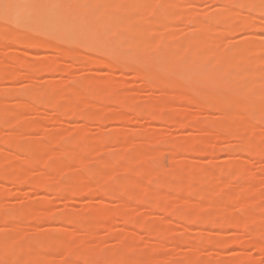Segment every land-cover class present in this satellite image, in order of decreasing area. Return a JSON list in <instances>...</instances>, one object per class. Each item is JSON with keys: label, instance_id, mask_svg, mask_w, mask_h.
Returning a JSON list of instances; mask_svg holds the SVG:
<instances>
[{"label": "rangeland", "instance_id": "374dc122", "mask_svg": "<svg viewBox=\"0 0 264 264\" xmlns=\"http://www.w3.org/2000/svg\"><path fill=\"white\" fill-rule=\"evenodd\" d=\"M40 1L42 0H37V2ZM77 1L86 4L87 7L86 9L84 8L85 4L83 7L84 9L81 7L83 12L84 11L86 12L87 10L89 12H95L101 9L102 6L108 4V2H103L100 6H96L95 4H99L96 3L98 2V0H77ZM235 1L236 2L241 1L239 6L244 7L245 9L246 7L243 6L242 4L249 0L246 1L235 0ZM242 1L245 2L242 3ZM130 2L131 0H126V2L124 1V3H122V6L127 7L130 4ZM167 2L170 5L172 4L174 5V3L177 4L173 0H167ZM220 2L221 1L217 2L214 0H179L178 5L180 7L177 5L178 8L177 6H176L177 9H175L174 7L173 11H172L173 8L169 5L172 9L170 12L166 11L167 13L165 12L161 13V11H159L157 14H155V12H157L155 11L154 14L153 12L151 13L148 12L149 13L148 14L146 11L142 13L139 12L138 10V12L132 11V13L130 12V14L126 13V15H123L124 17L122 19H124V21L126 20V23H132L134 21L155 22L159 19V21L157 22L158 26H160V28H158L159 31L158 37L162 36V34H164L163 32L166 29H169L168 28L169 25H167L166 21L168 22V24H170L171 21V23H173L177 27L179 26L178 29L175 27L178 31L176 30V32H173V34H175L174 36L172 35L173 38L170 37L168 38L169 40L167 39L168 44H170V49H172L171 46H173L174 50L172 49L171 51H173L174 56L173 53L171 52V56L168 55V57L170 56V58L166 59L165 63L163 64L167 63L166 64L167 66L165 68H168L169 65L170 68L171 63L173 64L177 59H179V57L182 54H184L181 50L183 46L182 43L184 41L187 42L188 40H190L192 36L201 33L199 31L198 33L196 31L197 29L195 30L196 32L193 31L196 27L195 28L193 27V30L191 29L192 22L195 23L194 21H196V19L201 20L202 17L204 16V18L201 20V22L204 25V28L218 27V25L215 24L214 22L217 14L221 13L224 8L225 11H228L229 9L232 8L234 9L233 7L234 3H230L231 7L228 5L229 8L228 10H226V6L224 7L222 2H221L222 4L221 6ZM253 2L255 8L252 7L253 8L252 9L250 7L247 8L246 10L243 9V11L242 8H239L240 11L237 10V12H239V16L240 15L242 16V17L240 16L241 21H243V19L252 20V21L256 19L257 23H259V26H261V23L263 24V22L260 23V21L262 20L264 21V14L260 15L261 12L259 13L258 11H259V7L261 6L259 4L262 1L253 0L252 3ZM124 4L127 5L125 6ZM141 4L146 5L145 3H143V0ZM141 4L139 6H141ZM73 7H74L73 5L66 2L65 4L62 5L61 8L62 11L65 12L71 9H75V7L74 8ZM123 7H121V9H123ZM220 7L222 10L220 9ZM190 8H193L194 11L193 9L190 10ZM140 10L142 11V9ZM197 12H204L205 15L204 13H201L203 16L200 14L201 17L199 15H197L198 16L197 17L196 14H199ZM166 15L168 16V19L165 21ZM84 16L87 17V12ZM187 17H191V18H187ZM193 17L195 20L193 19ZM181 18H185V19L187 18L188 21L186 20L184 22V20ZM162 20H164L165 22H162ZM245 20L243 22H246ZM118 21L121 22L120 18H118ZM247 23L249 22L247 21ZM189 24L191 26H189ZM248 25H246V27ZM193 26H195V24ZM3 27L6 26L0 24V34L1 33L4 34V32H6V30L3 29ZM89 27H92V25L84 26L85 29L87 28L90 29ZM170 27H173V25H171ZM84 28H82L81 30H84ZM161 29L164 31H162ZM174 29L173 31H175ZM252 29L253 28H251V30L248 29V31H246L245 29L244 30L235 29L233 32L229 31L230 33L228 34L226 32L222 36L218 37L220 39H217V44L215 42V44L210 45V47L208 46L202 47L203 50L199 48L202 54L203 52L204 54L201 55L200 52L199 53L197 52L198 55L197 57H195V58L198 57L201 58L203 56L204 58L205 56H207L205 55V52L206 54L211 56L214 55V53L216 54V52H223V53L231 52V51L233 52L234 51L232 50L233 48L234 49H236V47L241 48L242 46L244 47V50L246 49L247 53H249V51L255 48L254 49L255 51L253 50L255 54L250 52L251 55H248L249 61L247 63L242 64L240 69L235 70V72L230 75L233 77H230V79L232 80L229 82V84L224 83L223 80V78L225 77L224 75L222 77L223 82L221 80L220 83L216 85L221 87V89L216 87L217 89L223 90L225 88L226 90L225 89L224 90L227 91V89L233 88L232 86H234L235 82H237L238 79L240 80L241 78L243 79L245 78V75L243 74L241 75L242 72L251 71V74H247V77L250 82L247 81L246 83L245 82L244 83L245 85L247 84L248 86L252 84L250 86L254 85L253 88L255 87L258 90L256 89V91L251 93L250 91L253 88L251 87L252 89H250L249 91L248 88L250 86L247 88L246 87L242 88L243 86H245L243 85L240 87L241 89L240 91H242L243 93L239 91L241 94L244 93H246V95L248 94L246 96L247 98H249V95L251 94L250 95L251 97L249 99H254V97L260 96L259 93H261V91H263L262 88H264V87L261 88V86H264V77L258 76L261 74V73L259 74V72L264 71V64L262 63L261 59H258L260 57L264 58V31L260 29L261 31L258 30L254 32V30ZM158 31L153 32L152 30L153 33L151 36H153L154 33H158ZM180 31L181 33H178ZM78 32L80 31H76V33ZM176 33H178L179 35H177ZM73 34H75V32H73ZM100 37L102 36L99 35L97 37V40H100L101 39ZM158 37L154 36L152 37V39L154 38L156 40ZM0 38H2L1 35ZM1 41L2 39H0V107L3 108V110L2 112H0V121H1L0 122V165L9 168L10 166L9 161L14 160V162L16 161L18 163H21L24 162L22 161L24 160V158L27 159V157L29 156V155L27 156L28 153L24 154L23 152L22 154L20 153L17 154L16 159L10 157L13 154L15 145L17 143L18 144L20 143L19 146L26 148L31 147L35 144L44 147L50 146L52 151H54L57 155H60L62 151H64L66 148L63 149L61 145L59 144L54 145V143H52V140L49 139V137L50 135L55 134L58 137L61 136L62 138L67 139L68 141L67 150H75V149L78 150L83 147L82 146L83 143L80 144V146L82 147L78 145L75 146L76 145L75 139H79L80 143L81 141H85V142L88 141L91 144H97L96 147L99 145L104 155L106 156L108 155V157L110 156L109 160H111V162L115 164L113 167L116 169L115 172L116 175L118 177L119 176L121 177V179L119 177L120 180L128 181L134 178H138V180H141L140 175L138 176L130 175L128 172L126 173L123 170L124 166L126 169V167L130 166L129 164L132 163V156L129 155L128 152L146 151V149H152V150L159 149L160 151L159 154H161V156L160 157L158 156L159 159L158 161L156 160V163L162 164L160 166L161 169L163 168V170H161L162 172L157 174L156 177L155 178L153 177L154 179L152 178L151 180H153L152 182L154 185L153 187L155 188L156 197L158 198L165 197V199L167 197L169 198L168 200H170V202L166 201L167 202L166 210L156 208L154 206L155 204L153 205L151 203L152 204L151 206L150 204L145 203L147 201H144L143 203L142 200L138 198L136 199L132 198L133 200L132 199L130 200L131 202L129 203L130 205H128V208L122 209L121 201L117 200L118 198L115 199L114 198L115 195L112 196L118 189H121L122 187L121 183L120 184L117 183V185L115 184V187L110 188V189H114V188L116 189V190H111L112 197L109 194H103L97 191V189L94 186V188L90 187L92 189V191L90 189L91 193H89L88 191L89 194L81 195L80 197L76 198L75 201H72V203H70L68 200V196L66 197L68 193V191L65 190L66 188L63 190L64 192L66 191L67 193L62 192L63 191L62 189L59 191L52 190L51 192L40 191V190L36 191V189L32 188V185H27V186L23 185L17 188L14 184L13 187V185H11L8 181L7 183L9 184H5L6 186L2 184L4 188L0 192V214L15 213L14 211L17 212L20 209V207L22 208L27 205L30 206L32 204H35L38 205L37 209L39 211L40 209L41 211H46L45 214H48L50 219L49 220L46 219L45 222L40 223L41 221L44 220H40V218L36 216V218L26 220V222L24 220L22 221V223L19 224L12 219L2 223L0 219V236L5 240L7 244L16 245L17 243H19L20 239L15 238V235L12 234L13 232L2 233L1 229H3L4 227L3 225H8L10 227H19V229L26 236L25 237L23 235L26 238V239L24 238L26 240V243H28L32 247H35L38 253L40 254L46 253L52 256V259L50 258L51 259L50 264H96L95 263L96 260L104 259V258L106 259L107 258L106 256L108 255L110 256V254L115 250H117L118 252L119 249L128 250V251L132 250V252L135 253V259L136 257L137 259H140L138 262H136V264H172L173 261L175 262L173 264H177L180 261L181 264H185L186 262L189 264L190 260L192 262L197 260V262L199 261V264H264V236H261L260 238L257 237L258 244L255 241L254 243L256 247L254 245L253 247L251 245V242L253 241H251L250 239L253 240V237L255 236H253V234H249V236L246 235V233L248 232L251 233V231L256 234L264 235V171H263L264 158L259 157L258 154H256L257 150H261V149L264 150V126H263L264 122L263 123L261 122L260 124L258 123L257 119H254V117H249L250 120L248 118V121L254 123L257 122L256 124L258 125L257 126L258 129L257 130L254 129L255 131L253 132L254 133L253 136L258 135L255 133L262 132L261 135L262 137H260L262 139H258V137H256L257 139L256 138L254 139L247 138L248 140L245 139L247 140V142L244 141V143H246V146L244 144L246 149L247 146H249L248 148L249 151L253 150L250 153L247 151V154L245 155L246 153L245 150V153L240 154V152L242 151L244 152V150H242L243 149L242 147H244L242 144L243 139H240V141L242 140L241 141L242 146H240L239 139L237 141V139L233 138L234 139L233 140L231 137L228 136H227L228 138H226L224 137L226 136L225 134L224 136H222L225 139L223 138L219 139L221 138L220 137L221 135L217 137L219 135V132H217L218 135L215 132L217 136L213 134L214 136L211 135L212 137L211 139L209 138V140L208 139L206 140L207 142L206 141L204 142L206 143L205 145L208 146L207 151L209 152L200 154L198 155V157L194 156L191 159V157L189 156V151H190L189 149H191V146H193L192 144H196L197 142L200 141L199 136L201 135V132L200 131L198 132V129H193L194 127L191 128L193 126V125L190 126L192 123H189L190 124L189 127L188 126L179 127V126H175V124H169V122L167 123L166 121H163L164 119L158 121L160 118L156 120L157 118H155L151 114H149L148 116L147 112L149 110L145 111L146 113L144 112V109L140 110L141 108H143L141 107L143 104H144L143 106H146L145 103H147V101H148L147 104L151 105V103L153 104L154 101L156 100L159 101L160 99H162V97H164V94L160 92L159 88H158L159 90H157V88L155 87L153 88L152 86H150V84L148 86V83L147 82L145 83L141 78H136V73L132 71L123 72L124 70L122 71V69L120 70V68L113 69L114 67L112 68L113 69L112 70L109 69L110 66L108 68L99 67L101 68L99 70V68L97 67L99 65H96V63H98V61L101 60L102 58L105 59L108 58L107 56L108 53H105L102 49L95 47L96 44L94 42L96 41L94 40L91 41V43L94 44L93 47H95V49L90 47L89 48L78 47L79 49L76 50L79 56L80 55L83 56L82 57L84 58L83 62L82 61L79 62L80 61L79 59L78 60L74 59L75 57L73 59L72 57L70 58L67 56L59 57L57 52L52 49H43L44 50L43 51L42 48L41 50L37 48V50H33V48L29 47L28 45L21 46L17 44V42L15 41L13 42L7 41L4 43H2ZM167 46L166 47L161 46L162 48L160 50L161 51L160 53L168 52V54H170L169 52L170 49H168L169 47ZM133 47L134 46L123 48L122 49L123 52L120 51V54L117 55L118 60L115 59V61L117 62H115L114 65L115 66L117 65L116 67L120 65L117 63H121L123 60L126 59V57H128L127 55L124 54L125 52L126 54L128 52L131 54L132 52L131 55H135L133 54V52L137 53L138 49H140L138 47H134L135 48L134 49ZM129 48L130 51H128ZM204 49L206 51H204ZM99 50H102L101 51L102 54L101 52L99 53ZM15 51H20V52H15ZM28 54L30 55L33 54L34 58L28 57ZM185 54L183 56L187 58L186 55H188V52L186 55ZM177 56L178 58H176ZM211 56L207 58L208 59L210 58L211 60ZM191 57L194 58V55H192ZM200 58L197 59L198 61L196 60L197 62H190V65L194 64V66H191V69L192 67L195 68L197 67V65L200 66L201 64H203V60L206 58H204L203 60H201ZM169 59L170 61L168 63L167 61ZM27 61L33 62V64H35L34 68L37 66V68H35L36 70L34 69L30 73H28V71H26L25 67L23 66L24 63H26ZM36 62L37 63L39 62L38 64L40 65V67L39 65H37ZM258 70L259 72L257 74L256 71ZM186 71L187 73L190 72V70H186ZM254 71L257 75H255V73L254 75L252 74ZM97 72L100 74H98ZM248 75L251 76L249 77ZM262 76H264V73L262 74ZM228 77L227 76L225 77L226 78L225 82L228 81L229 79ZM233 78H235V81H233ZM88 80L95 82L99 88H101L102 86H106L104 85L106 82H108L107 84H109L110 81L108 80H111L110 84H114L115 82H118V84L116 83L115 85H119L122 88L120 89V87L117 86V90H116L115 86L113 87V90L117 91L118 93V98L116 97V95L113 98L116 97L119 100L120 97L122 98L121 95L124 94L123 98L128 99V100L125 99V101H129L131 99L133 102H135L134 107L133 105L130 104V106L133 107V109L130 106L129 108L128 106H126L129 105L127 104V102L125 108L123 107L124 105L122 106V104L124 103L123 98H122L123 100L121 99L119 101L120 103L118 104L116 98H115L116 100L114 99L115 102L113 103L114 100L112 97H111L112 98L111 101L108 99L109 102H107L105 97L102 94H100L101 92L99 93L100 90L97 89L98 87L96 88L94 87L95 89L93 88V86L96 84H94L91 87L92 90L88 89L90 88V86L88 87L86 84ZM244 80H246V78ZM254 80H256L257 82H255ZM81 82L83 84L85 83L84 85H86L87 90H83L82 92L80 91L81 94H77V97L74 99V104H73L75 106L73 107L77 108L76 110L77 112L82 110L84 111V109H86V111L87 109H89V111L92 110L95 113L94 117H91V115H89L90 117L81 118L82 116L80 117V115H77V113H74V115L67 114L69 113L68 110L66 115L58 110H55V108L53 109L48 104H44L45 102L43 103V101H42L43 104L41 103L39 105L38 103L40 102L39 100L40 96L37 95V98L39 97V99H37L35 98L36 96H33L34 94H32L33 92L39 90L41 91L42 88L44 89L48 86H52L56 89H58L61 86L65 88L64 91L67 89L65 91V94L63 91V96L61 95L62 97L59 99L61 101V104L71 105L70 102L69 103L67 102V100L71 99L72 96L70 89L73 86H74L73 88L75 89V87L77 86L76 84L77 83L81 84ZM202 82L200 83L201 87L203 85L206 86L208 83V81L206 80H202ZM122 83L123 85H121ZM68 89L70 90L69 92H67ZM10 90L13 91L10 92ZM6 91H8L9 93ZM118 91L119 92L121 91V93L122 92L123 93L122 94L120 93L119 95ZM128 91L130 93H128ZM30 92H32L31 95L29 96V97L32 96L31 98L27 96L29 95ZM243 96H245V94L240 95V97ZM33 97L35 100H33ZM24 98H29L33 100V102L29 104L30 106L21 107L20 102H22ZM36 99L38 100V103L36 102ZM158 101L156 102L158 103ZM182 102L184 103L186 101L182 100ZM182 102L179 104L180 105L179 107L183 108L184 106H182L183 105ZM157 105L153 110H157V109L159 110L158 108L159 106ZM263 105L264 104L262 105L260 104V106L256 105L258 107L257 109L259 110V112L260 113L263 112L262 115H264ZM119 106L121 110H119ZM137 107H139V109ZM129 109L132 110L129 111ZM138 110L143 111L144 113L142 112L140 113ZM181 110H182L181 112L184 111V109ZM202 110L203 111L193 110V112L190 110V112L187 111L186 112L188 114L190 113V115L193 118L198 119V121L199 118L201 120H204L205 118V119H214L216 121H218L217 118L218 119L220 118L218 112L215 111L211 112V110L210 111L208 110L209 111L208 112V111H204L205 109ZM154 113H156V111H154ZM154 113L153 115H155ZM81 114H84V112ZM117 115L122 119H124L123 120L124 122H120V120L119 123L111 121L114 120L112 119V117L115 118L114 116L117 117ZM210 116L212 118H210ZM214 120L213 122H215ZM63 123H65V127H64V129L66 128L65 130H61ZM255 126L256 125L254 124V127ZM10 129H13L14 132L12 130L10 131ZM155 129L156 131H154ZM9 132L11 133L13 132L12 134L13 140L11 142H6L5 140L8 137ZM247 133L249 136H252L251 133L249 132ZM80 138L84 140H81ZM99 139L106 141L100 144L101 140L99 141L100 143H98ZM77 143L79 144L78 140ZM85 144H87V142ZM171 144L172 146L170 147ZM189 146L190 148H188L189 151L187 152V147ZM240 147L242 151H239ZM130 154L133 155V153ZM239 158L241 159V162H239L240 161ZM92 159H90V162L89 161L88 163L86 162V164L83 167H81V169L78 167L74 168L73 165H71L72 168L70 170L67 171L56 170V172L54 171L55 173L51 172V174L53 173V175H51V178L53 176L57 182H60L62 184L66 183L67 181L73 178L82 179L83 181L87 179H88L87 181H89L90 179L91 182H89L86 185L90 184L91 186H93L96 184L95 180L97 179L98 173L102 171V169L106 166V161L102 160L103 158L100 159V157H99L100 160H96L98 158L96 159L94 158L96 161L94 160L92 161ZM56 160L57 159L54 160L50 159V161H47L46 163L47 166L50 167L55 166L56 164H58V160L57 161ZM56 167L59 169L58 165H56ZM22 168L23 171L26 173V176H32L35 175L36 173L38 174V172L40 171L38 169L39 165H34V166L22 165ZM179 168L182 170H180ZM189 168H191L192 171L194 169L199 170V168H206L208 170V174H206L205 176L204 175L201 176L200 174H198L196 176V179L194 180V185H195L194 190H196L197 187L198 192L195 191V193H193L194 191H192V192H187L188 193L187 194L185 193V189L184 191H181V193L179 189L178 191L171 190L173 188L168 189V186H172L171 184L176 186L180 185L179 188H183L181 185H184L183 183L186 182L187 173H189L190 171ZM53 169L55 170L56 168L53 167ZM177 169H179L180 173L176 175L175 173L178 171ZM183 170H185V174L183 173L184 172ZM44 178L46 177L44 176ZM4 182L5 181H2L1 183ZM46 182H49V180H46ZM92 182L95 183L92 184ZM236 190L240 191L238 198H231L230 194L232 192H235ZM202 193L207 194L206 200L202 199L203 200L202 202H204L203 204L206 203L208 207L211 205L213 206L211 209V214H212L211 217H213L217 213H220L224 207V209L227 210L229 216L234 218V221L238 220L237 221L238 225H244L245 227L248 228L247 232L242 233L241 232L242 230L240 231L241 228L239 229L237 225H235V227L232 226L230 227L229 224L228 227L226 226L227 228L224 225L223 229L221 228L220 230H218L217 233V231L216 232L212 231L213 229L211 228L212 224L209 223L213 221L211 218H210L211 220L210 219L208 220L209 224L207 223V221L205 224L204 221L202 222L201 219L192 221L193 219L192 217L196 216L195 214L198 211H202L198 207L200 201L199 203L197 202L198 205L196 206L197 203L192 202V200L197 201V199H199L200 197L203 198V195H200ZM133 195L135 196L140 195V190L138 188H134ZM175 199L176 200L180 199V200H177V202H175ZM187 200H190L192 203L189 204ZM101 201H104L107 204H109L110 208L112 209L111 215L109 213V217L107 218V220L103 222L102 226L89 229L87 231V234L86 231L84 232V230L82 231L81 229H79L76 223L74 224L71 222L72 223L71 224L70 222H66L63 225H60L61 227H59V224H57V222H59L58 219L60 217V214L62 213L63 214L66 213V215L67 213L73 215L74 217H77L78 220L80 218L81 220L88 218L94 211H96L95 209L101 205ZM41 202H44V204L43 203L39 204ZM145 204L146 205L148 204L149 207L148 205L146 206ZM208 209L209 212L207 213L209 214L210 208ZM167 210L172 211L173 212L172 214H178L179 217H180V213H182L181 216L184 215V217H182V219H180L179 217L175 218L174 215H170V213H168L169 215L166 214L168 212ZM120 212L121 214L125 215L127 221L125 220L123 222L124 219L123 220L122 218L119 219V217H121L119 216ZM125 222H127L128 224H126ZM157 225H162L166 228L165 234L161 236V238L159 239L158 238L156 239L155 236H154L155 239L152 238L153 236L150 237L151 235L149 234L150 235L149 236L148 233L146 232L147 229L141 230L143 227L148 228ZM138 227H142V228L139 230ZM78 230H81L82 232L81 231L79 232ZM49 231L53 232L52 233L53 236H51V239L52 238L55 239L56 237L60 238L62 236L65 237L75 233L77 234L80 233V235L82 236V234L84 233L83 234L84 236H82L84 241L81 245L77 246L74 249H70L66 247L56 249V247H54L53 243L51 242L53 240H48L47 238L44 239L35 238L37 237V235L41 233L46 234ZM128 231L129 232L136 231V233L138 232L137 233L138 236L137 237L133 236V238L127 236L125 239H122L121 241L117 239L116 237L117 234L123 236V234H128ZM211 231L213 232V235H210ZM90 232H93V235L91 233L92 235L91 237H89ZM198 233L200 238L199 239L198 237L194 238V235L197 236ZM200 233L203 234H201L200 236ZM216 233L222 236L221 240H226L224 241L225 243L224 242L223 243L227 245L224 246L223 243H221L222 248L215 247L214 243L219 239L218 238L219 236H217ZM113 235L116 237V240L113 237ZM250 235L252 236L250 237ZM92 237L93 239L89 241L88 238H92ZM201 237L204 238L202 239ZM183 239L190 240L191 244L187 245L184 243L185 244L184 245L183 243H181V240ZM209 243L210 245H214V246H210ZM3 249L4 248L0 249V251H2ZM149 251H151L153 255L152 253L150 255ZM158 256H160V258H157V261H155L156 260L155 257ZM0 264H28V262L25 259L17 260L13 263L0 260ZM34 264H48V262L41 261ZM104 264H110V263L105 262ZM122 264H129V263L123 262Z\"/></svg>", "mask_w": 264, "mask_h": 264}, {"label": "bare ground", "instance_id": "6f19581e", "mask_svg": "<svg viewBox=\"0 0 264 264\" xmlns=\"http://www.w3.org/2000/svg\"><path fill=\"white\" fill-rule=\"evenodd\" d=\"M124 1L126 2V0H98V2H96V3H99V4H95L96 6H100L103 2H108V4L102 6L101 9H99L95 12H89L87 10L86 11L87 17H85L84 15L86 14V12L84 11L85 12L84 13L82 10L85 3L83 4L82 2H79L77 0H42L40 2H37V0H0V5H2L4 3H10V4L17 6L15 9H13L7 15L4 13L3 9L0 8V24H3L4 26H6V27H3V29L6 30V32H4V34H2V33L0 34L2 37L0 39H2V41H1L2 43L7 42V41L8 42L9 41L10 42L15 41V42H17V44H19L21 46L28 45L29 47L33 48V50H37V48H39L40 50H41V48H42V50L43 49H52V50H55L57 52L59 57L67 56L70 58L72 57V59L75 57L74 59H77V60L79 59L80 60L79 62H81V61L83 62L84 58H82L83 56H81V55L79 56L77 54L76 50L79 49L78 47H87V48L90 47L93 49H95V47H98V48L102 49L105 53H108L107 54L108 58H106V59L102 58L101 60L98 59L100 61V62L98 61L99 64L96 63V65H99V66H97L98 68L99 67H103V68L107 67L108 68L110 66L109 69H112L114 67L113 69H115V68L119 69L120 68V70L121 69H122V71L124 70L123 72H129V71L131 72L132 71V72L136 73V78H141L145 83L146 82L148 83V86L150 84V86H152L153 88L155 87V88H157V90L160 89V92H162V94H164V97H162V99L159 98L160 102L158 100H156V101H158V103L160 105L156 101H154V102L151 101V102H153V104L151 103V105H149V104H147L148 103V101H147V103H145L146 106H143L144 105L143 104L141 106L143 108L140 107L141 108L140 110L144 109V112L149 110L147 112L148 116H149V114H151L152 116L157 118L156 120H158V118H160L158 121H161V119L162 120L164 119L163 121H166L167 123L169 122V124H175V126H179V127H181V126L187 127L188 126L189 127V125H190L189 123H192L190 125V126L193 125L191 128L194 127L193 129H198V132L199 131L201 132V135L199 136L200 141L199 142L196 141L197 143L195 142L196 144H192L193 146L190 145L191 146V149H189L190 151L188 150V148H190V146L187 147V152L189 151V156L191 157V159L194 156L198 157V155H200V154H204V153L209 152V151H207L208 146L205 145L206 143H204V142L207 139L209 140V138L211 139L212 138L211 135H213V134L216 135L217 132H219V135H218V133H217L218 136L216 135L217 137H219L221 135L220 136L221 138H219V139H222L223 138L222 136H224V134L226 135L224 137H226V138L231 137L232 139L233 138L237 139V141H238V139H239V141H240V139H243V142H242L243 146H244V144L246 146V143H244V141L247 142V140H248L247 138L254 139V138L258 137V139H262V138H260V137H262L261 136L262 132L261 133H255L258 135L253 136V134H254L253 132L258 129L257 128L258 125L256 124L257 122L254 123V122L248 121V118L254 117V119H257L258 123H260V124H261V122L262 123L264 122L263 121L264 117H262V116H264V115H262L263 112L260 113L259 110L257 109L258 108L257 106H260V104L261 105L264 104V88H262L264 86L260 85L261 88L263 89V91H261V93H259L260 96H256L257 98L254 97V99H249L251 97L250 96L251 94L249 95V98H247L246 96L248 94L246 95V93H244L245 96L240 97V95H244V94H241L243 92L240 91L241 90L240 87L245 85V83L247 81H249L247 74H251V71L250 72H242L241 71L242 72L241 75L242 74L245 75L246 80H244L245 78L244 79L241 78L240 80L239 79L237 80V78H238L237 77L236 78L237 82H235L234 86H232L233 87L232 89H227V91H225L226 89L223 87L225 90L224 89L219 90V89H221V87L216 86L220 83V81L222 80V77L224 75H225V77L229 76L228 77L229 79H230V77H233L230 75L233 74L235 72V70L240 69L242 64L247 63L249 61L248 55H251L250 52L254 53L253 50L255 48H253L251 51H249V53H247L246 49L244 50V47L241 45L242 47L241 46L240 47L243 49L236 47V49H234V48L232 49V50H234L233 52L232 51L231 52H225L224 51L225 53L216 52V54L214 53L215 57H214V55H212L213 58L211 55L206 54V52H205V55H207V56L204 57L206 59H204L203 56L201 58L200 57L195 58V57H197L199 52L201 53V55L204 54V52L202 54V52L200 51L199 48H201L203 50L202 47H207V46L210 47V45L215 44V42L217 44V39H220L218 37L222 36L226 32L228 34L230 32H233L235 29L236 30H244L245 29L246 31H248V29L251 30V28H253L252 30H254V32L258 31L260 29H262V31H264L263 30L264 29V27H263L264 21L259 20L260 23L263 22V24L261 23V26H259V23H257L256 19L254 21H252V20H245L242 18L243 21L245 20L246 22L241 21L240 18L242 16L240 15L241 16L240 17L239 12H237V10L240 11L239 8H242V11L244 9V7L239 6L241 1L236 2L235 0H214L217 2L221 1L223 6L224 7L226 6V10H228V8H229L228 5L230 6V3H234V5H233L234 9L232 8V9H229L228 11H225V8H224L222 12L220 11L221 13H218L219 12L218 11L217 12L218 14H217L215 21H214L215 24L218 25V27H214V28L213 27L212 28H204V25L201 22V20L204 18V16L201 13H204V12H197L199 14H196V16L199 15L201 17V15H202L203 16L202 19L201 20L196 19V21H194L195 23L190 21V22H192V26L190 24H189V26L192 27L191 28L192 30H193V27L194 28L196 27L193 31H195L197 29L196 31L197 32L199 31L201 33L198 32L199 34H197V35L194 34L195 36H192L190 40H188L187 42L184 41L182 43L183 46H182L181 50L184 54L185 53L187 54V52H188V55L185 54L187 56V58L183 56L184 54H182L180 57H183V58L179 57V59H177L175 62L171 61V62H174L173 64L171 63V67L169 68V66H170L169 65L168 68H165L167 66L166 65L167 63L166 64H163V63H165L166 59L170 58L171 52L173 53V51H171L173 49V46H171L172 49H170V44H168L167 39L170 37L173 38L172 35L173 36L175 35V34H173V32H176V30L178 29L179 26L177 27L176 25H174L170 21V24L173 25L174 28L176 27L177 29L170 27L171 25L168 24V22L166 21L168 19V16L166 15L165 21H166L167 25H169L168 26L169 29H166L167 31L166 30L164 31L161 29L162 31H164L163 32L164 34H162V36L158 37V34H159L158 28H160V26H158L157 22L159 21V19L155 22L134 21L132 23H126V20L124 21V19H122V18L124 17L123 15H126V13L130 14V12L131 13H132V11L138 12V10H139V12H142V13L144 11H146L147 13L153 12V14L155 11H157V12H155V14H157L159 11H161V13H163V12L167 13L166 11L170 12L172 8H173L172 9V11H173L174 7H175V9L178 8L179 0H173L177 3V4L174 3V5L168 4L167 0H143V3H145L146 5L141 4L142 0H133V1L131 0L130 4L127 7H123L122 3H124ZM245 1H242V3ZM252 1L253 0H249V1H246L245 3L242 4L243 6L246 7L244 10H246L247 8H250V7L255 8L253 5L254 2L252 3ZM261 1L262 2L260 4H259L260 1L258 2V4L261 5L259 7V11H258L259 13L261 12L260 15L264 14V1L263 0H261ZM66 2L73 5L75 7V9H71V10L63 12L61 7ZM221 2H220V4H221ZM140 4H141V6H139ZM222 4H221V6H222ZM124 5L126 6L127 4H124ZM181 5H183V4H181ZM214 5H215V3H214ZM235 5H236V7H235ZM176 6H177V8H176ZM121 7H123V9H121ZM84 8L85 9L87 8L86 4H85ZM193 8H190V10ZM235 8H236V10H235ZM140 9H142V11ZM220 9H221V7H220ZM188 11H189V9H188ZM193 11H194V9H193ZM201 11H202V9H201ZM169 12H168V15H169ZM258 12H257V14H258ZM204 15H205V13H204ZM118 18H120V21L122 19V21L119 22ZM187 18H191V17H187ZM187 18L186 19L181 18V19H183L185 22L187 20ZM193 19H194V17H193ZM165 21L162 20V22H165ZM247 21L249 23H247ZM194 24H195V26H193ZM86 25H88V26L92 25V27H89L90 29H88V28L85 29L84 26H86ZM246 25H248V26L246 27ZM82 28H84V30H81ZM173 29L175 31H173ZM152 30H153V32L158 31V33H154L155 35L153 34V36H151L153 33ZM76 31H80V32L76 33ZM181 31L178 33H181ZM73 32H75V34H73ZM178 33H176V34L179 35ZM99 35L102 37H100L101 38L100 40H97V37ZM154 36H157L159 39L157 38L156 39L157 41L154 38L152 39V37H154ZM93 40L94 41L97 40L96 42H94L96 44L95 47H93L94 44L91 43V41H93ZM65 43H67V44H65ZM165 43H166V45H165ZM131 46L138 47L140 49H138L137 53L133 52V54H135V55H131L132 52H131V54L129 52L126 54V52H125L124 54L127 55L128 57H126V59L123 60L121 63H117L120 65L118 67H116L117 65L115 66L114 64H115V62H117V61H115V59L118 60L117 55L120 54V51H122L123 48L131 47ZM161 46L169 47L168 49H170V51H169L170 54H168V52H164V53L162 52L163 54L160 53L161 52L160 50L162 48ZM199 46H201V47H199ZM102 50H99V53ZM128 51H130V48L128 49ZM136 51H137V48H136ZM204 51H206V50L204 49ZM15 52H20V51H15ZM101 54H102V52H101ZM190 54H191V56L194 55L195 59L193 57H191ZM103 55H106V54H103ZM168 55H170V56L168 57ZM173 56H174V53H173ZM209 56H211V60H210V58L209 59L207 58ZM28 57L34 58V55L28 54ZM35 58H36V56H35ZM176 58H178V56ZM199 58L201 60H203V59L205 60V61L203 60V64H201L200 66L197 65V67H195L196 69L193 67L191 69V66H194V64L191 63L192 65H190V62H197L198 61L197 59H199ZM255 59H257V58H255ZM258 59H261L262 63L264 64V58L260 57ZM212 60H214V61H212ZM169 61H170V59L167 62L169 63ZM39 62H42V61H39ZM38 63H37V65H39ZM214 63H216V64H214ZM23 66L25 67L26 71H28V73H30L35 68H37V66L34 68L35 64H33V62H31V61H27L26 63H24ZM39 67H40V65H39ZM100 69L101 68H99V70ZM186 70H190V72L187 73ZM258 72H259V70L256 71L257 74H258ZM262 72L264 73V71H261V72H259V74L260 73L261 74L258 76L264 77V76H262V74H263ZM254 73H255V71L252 74L254 75ZM256 73H255V75H257ZM98 74H100V73H98ZM241 75H240V77H241ZM225 77L223 78L224 83L229 84V82L232 79L229 80L227 78L228 79V81H227L228 83H227V82H225L226 81ZM202 80L208 81L207 85L205 84L206 86H204V85L202 87L200 86V83L202 82ZM223 80H222V82H223ZM108 81H110V83H111V80H108ZM233 81H235V78H233ZM254 81L257 82L256 80H254ZM87 82H86V84L88 87L90 86V88L94 84H96L95 82H92L91 80L90 81L88 80ZM107 83L108 82H106L104 84L106 86L101 87L102 90H101V88L98 87L97 84H96L97 86L94 85L93 88L98 87L97 89L100 90L99 93L101 92L100 94H102L105 97L106 101L109 102V100L111 101V99L115 95L118 98V93H117V91L113 90V87L115 86V88L117 90V86H119V85H115L116 83L118 84V82H115V83L113 82L114 84H110V83L107 84ZM79 84L80 83H77L76 84L77 86L75 85L77 88L75 87V89H74L73 88L74 86H73L70 89L72 96H71V99L67 100V102L68 103L70 102L71 105H69L68 103H67L68 105L61 104V101L59 99L63 96V91L65 89L64 87H61V86L58 89H56L52 86H48L44 89L42 88L41 91L39 90V91H35L33 93L30 92L29 95H27V96L29 97L32 93V94H34L33 96H36L35 98H37V95H39L40 99H39V97L37 99H39L40 102L38 103V100L36 99V102L39 105L43 101V103L45 102L44 104H48L53 109L55 108V110H58L64 114H66L67 110H68L69 113H67V114L74 115V113H77V115H80V117L82 116L81 118L90 117L89 115H91V117H94L95 113L92 110L89 111V109H87V111H86V109H84V111L83 110L79 111L80 112L79 113L76 111L77 108L73 107V106H75L73 104H74V99L77 97V94H81L80 91L82 92L83 90H87L86 85H84L85 83L83 84L81 82V84H82V86L80 84L81 87L79 86ZM108 85H109V87H108ZM121 85H123V83ZM250 85H252V84H250ZM255 85H256V83H255ZM258 85H259V83H258ZM249 86L246 84L242 88H245V87L247 88ZM253 86H250L248 88L249 91H250V89L253 88ZM216 87H218L219 89H217ZM82 88H84V89H82ZM90 88H88V89L92 90V88L91 89ZM121 88L122 87H120V89ZM73 89L75 92L73 91ZM256 89L257 88L254 87L250 92L253 93L254 91H256ZM262 89H259V90H262ZM70 90L68 89L67 92H69ZM12 91L10 90V92H12ZM65 91H64V94H65ZM121 91H124V90H121ZM121 91L120 92L118 91L119 95H120ZM6 92H8V91H6ZM125 92H126V90H125ZM130 92H131V89H130ZM130 92L128 91V93H130ZM244 92H246V91H244ZM239 93H240V95H239ZM121 96L123 98L124 94H122ZM31 97H29V98H31ZM29 98H24V100L22 102H20L21 107H28V106H30L29 104H31L33 102V100H35L34 97H33V100H31ZM115 98H113V100ZM122 98L120 97L119 100L117 99V104L120 103L119 101ZM125 99L123 101L125 104L121 103L122 106L124 105L123 106L124 108H125L126 102H127V104H129V105H126V106H128V108H129L130 104L133 105V107H134L135 102H133L131 99L129 101H125ZM115 100L113 101V103L115 102ZM126 100H128V99H126ZM182 100L183 101L185 100L186 102L183 103ZM262 100H263V102H262ZM181 102L183 103V105L181 104L182 106H184V107L187 106V107H185V108L179 107L180 106L179 104ZM141 104H142V102H141ZM136 105H138V104H136ZM156 105L159 106L158 107L159 110L158 109L153 110V109H155ZM133 107H131V108L133 109ZM137 108L139 109V107H137ZM137 108H134V109H137ZM200 108L205 109L204 111H208V110L210 111L211 110V112L212 111L218 112L220 118L219 119L217 118L218 121H216L214 119H205V118H204V120H201L199 118V121H198V119L193 118L190 115V113L189 114L187 113V112H190V110L192 112H193V110L194 111L195 110L196 111L197 110L203 111ZM132 109H129V111ZM181 109H184L185 112L184 111L181 112L182 111ZM2 110H3V108L0 107V112H2ZM71 110L72 111L74 110L73 113ZM119 110H121L120 106H119ZM140 110H138L140 113L141 112L144 113L143 111H140ZM85 111H86V113H85ZM150 111H152V112H150ZM154 111H156V113H154ZM157 111H158V114H157ZM260 111H261V109H260ZM83 112H84V114H81ZM153 113L155 115H153ZM140 115H142V114H140ZM114 117L117 119L112 117V119H114V120H111V121L119 123V120H120V122H124L123 121L124 119H122L118 115H117V117L116 116H114ZM118 117H119V119H118ZM210 118H212V117L210 116ZM215 119H216V117H215ZM116 120H118V121H116ZM213 120L215 122H213ZM249 120H250V118H249ZM253 123L256 125L255 126L256 128L254 127ZM177 124H180V125H177ZM247 126L249 127V129L251 128L252 130L250 129L251 130L250 131ZM64 127H65V123L62 124L61 130H65L66 128L64 129ZM11 130L13 131V129H10V131ZM154 131H156V129ZM13 132L8 133L9 135L5 140L6 142H11L13 140L12 139ZM247 132L251 133L252 136H249ZM246 133L248 136L246 135ZM245 136H247V137H245ZM49 139L52 140V143H54V145L59 144V145H61V147L63 149L64 148H66V149L64 151H62V153L60 155H57L54 151L51 150L50 146L44 147V146L35 144L31 147L26 148V147L19 146L20 143L19 144L17 143L15 145L14 152L10 157L16 159L17 154H19V153L22 154V152L24 154L28 153L27 156L28 155L29 156L27 157V159L24 158V160H22L24 162H21V163H18L16 161L14 162V160L9 161V164H10L9 168L3 167L2 165H0V192L3 190L4 186H6L5 184H9V183L11 185L14 184L17 188H19L20 186H23V185L24 186L32 185V188L36 189V191L40 190V191H46V192H51L52 190H54V191L58 190L59 191L61 189L63 190L66 188L65 190H67L68 193L65 191L67 193V195L66 194L65 195H66V197L68 196L69 202L72 203V201H75V199L80 197L81 195L91 193L92 189L90 187L94 188V186L97 189V191H99L103 194H109L111 196L112 195L111 190H116V189L115 188L110 189V188L115 187V184L117 185V183L118 184L121 183L122 184L121 189H118L112 196L115 195L114 198L115 199L118 198L117 200L121 201V208L122 209L128 208V205H130L129 203L131 202L130 200L132 198L133 199L138 198V199L142 200L143 203H144V201H147L145 203H148L151 206H152V204L153 205L155 204L154 206L156 208H160L162 210L167 209L166 204H167V202H170V200H168L169 198L166 197V199H167L166 200L165 197L164 198L159 197L160 199L158 197H156L155 188L153 187L154 185L152 182L153 180H151L153 177L155 178L157 174L162 172L161 170H163V168L161 169V166H160L162 164L158 163L159 164V166H158V164L156 163V160L158 161L159 157L161 156V154H159L160 153L159 149H153V150L152 149H146V151H135V152H128L127 151L129 153V155L132 156V163H130L129 164L130 166L126 167V169L124 166L123 170L126 173L128 172L130 175H136V176L140 175L141 180H138V178H134V179H130L128 181H124V180L122 181V180H120L121 177L119 176L120 177V179H119V177L115 173L116 169L113 167L115 164L112 163L111 160H109L110 156L108 157V155L107 156L104 155V153L102 152V149L100 148L99 145L96 147L97 144H91L88 141H86L87 144H85L86 143L85 141H81V143H80L79 139H75L76 141L73 139L76 143V145L74 143L75 146H77V145L80 146V144L83 143L82 144L83 147L80 146L82 148L79 147L80 149H78V150L77 149L67 150V148H68L67 147L68 146L67 145L68 144L67 139L62 138L61 136L58 137L55 134L50 135ZM223 139H225V138H223ZM245 139H247V140H245ZM77 140L79 141V144L77 143ZM81 140H84V139H81ZM100 140H101V143L99 142ZM116 140H118V139H116ZM53 141H55V142H53ZM104 141H106V140H104ZM104 141L102 139H99L98 143L102 144V142H104ZM241 141H240V146H242ZM171 146H172V144L170 145V147ZM244 147H242L243 148L242 150H244V152L241 150V147H240L239 151H242V152H240V154L245 153V150H246L245 155L247 154V151L249 153L251 151H253V150L249 151V149H248L249 146H247V149H246V147L244 149ZM250 149H252V148H250ZM130 153H133V155ZM161 153H162V151H161ZM256 154H258L259 157L264 158V150L263 149L257 150ZM99 157H100V159L103 158L102 160L106 161V166L102 169V171H100L98 173L97 179L95 180L96 184L93 186H91L90 184L86 185L89 182H91L90 179H89V181H87L88 179L83 181L82 179L73 178V179L67 181L66 183L62 184L60 182H57L53 176L51 178V175H53V173L51 174V172H54V171L56 172V170H58V171L70 170L72 168L71 165H73L74 168L78 167L81 169V167H83L86 164V162L87 163H88V161L90 162V159L93 158L92 161L93 160L96 161V160H100ZM106 157H108V158H106ZM94 158L95 159L98 158V159L95 160ZM105 158H106V160H105ZM50 159L51 160L52 159L58 160V164H56V165L59 166V169L56 167V165L51 166V167L47 166L46 163H47V161H50ZM239 160H240L239 162H241L240 158H239ZM22 165H27V166L39 165L38 169L40 171L38 172V174L36 173L37 175L35 174L32 176H26V173L23 171ZM53 167L56 169L54 170ZM220 167H223V166H220ZM179 169H177L178 171L176 170L177 171L176 173L174 172L176 175L178 173H180ZM180 170H182V169H180ZM189 170H188L189 173H187V179H186L187 183L186 182L183 183L185 186L181 185L183 188H179L180 185L179 186L177 185L178 186L177 187L176 185L171 184L173 187L168 186V189L173 188V189H171L173 191H175V190L178 191V189H179L180 193H181V191H184V189H185V193L192 192V191H194L193 193H195V191L198 192L197 187H196V190H194L195 189L194 180L196 179V176L198 174H200L201 176H203V175L205 176L206 174H208V170L206 168H199V170L194 169L193 171L191 168H189ZM183 171H184L183 173L185 174V170H183ZM44 176L46 178H44ZM179 176H181V175H179ZM27 180L30 181L31 183L28 182ZM46 180H49V182H46ZM2 181H5L6 183L5 182L1 183ZM8 181H9V183H7ZM22 181H24V182H22ZM83 182H84V184H83ZM93 183H95V182H92V184ZM14 185H13V187H14ZM54 186H56V187H54ZM134 188H138L140 190V195H137V196L133 195V189ZM90 189H91V191H90ZM88 191H89V193H88ZM62 192H64V190ZM112 192H114V191H112ZM239 193H240V191L236 190L235 192H232L230 194V197L231 198H238ZM190 194H192V193H190ZM200 195H203V198L200 197L199 199H197V201L192 200V202H196V203L198 202L199 203V201H200V203H199L200 206L198 205V203L197 204L195 203V204H196V206L198 205V207L202 211H198L195 214L196 216L192 217L193 218L192 221L201 219L202 222L204 221V223L206 224V221L208 223V220L211 218L213 220L212 221L213 223L212 222H209V223L212 224V226H211V228H213L212 231H214V232L217 231V233H218V230H220L221 228L223 229L224 225H225V227L226 226L228 227L229 224H230V227L231 226L235 227V225H237V227H239V229L241 228L240 231L242 230L241 231L242 233L247 232L248 228L245 227L244 225H238V223H237L238 220L234 221V218L229 216L227 210L224 209V207L220 213L216 214L217 216L214 215L213 217H211L212 216L211 209L213 206L211 205L208 207V205L206 203L203 204L204 202H202L203 201L202 199L206 200V197H207L206 193H204V194L202 193ZM177 200H180V199H177ZM177 200L175 199V202H177ZM187 201L189 204L192 203L190 200H187ZM42 203L44 204V202H41L39 204H42ZM37 206L38 205L32 204L30 206L27 205V206L22 207V208L20 207L19 210L17 209L18 210L17 212L14 211L15 213H11V214L10 213H8V214L7 213L6 214L1 213L0 219H1L2 223L12 219L18 224L22 223V221H24V220L26 222V220L36 218V216L39 217L40 220H44V221H41L40 223L45 222L46 219L49 220L50 217L48 216V214H45L46 211H41V209H40V211H41L40 212L37 209L38 208ZM148 207H149V205H148ZM208 208H210L209 214L207 213V212H209ZM95 210L96 211H94L88 218H86L84 220H81V218L78 220L77 217H74L73 215H70L68 213H67V215H66V213H64L65 214L64 215L62 213V214H60V217L58 219L59 222H57V224H59V227H61L60 225H63L66 222H70V223L72 222L74 224L76 223L78 228L81 229L82 231L84 230V232L86 231V234H87V231L89 229L102 226L103 222L105 220H107V218L109 217V213L111 215V212H112V209L110 208L109 204H107L104 201H101V205L98 208H96ZM168 213H170V215H174L175 218L179 217L178 214H172L173 213L172 211H168L166 214H168ZM120 214H121V212L119 213V216H121V217H119V219L120 218H122V220L124 219L123 222L125 220L127 221V218L125 217V215L124 214L120 215ZM181 214L182 213H180V217H179L180 219H182V217H184V215L181 216ZM122 216H124V217H122ZM38 221H39V219H38ZM125 223L128 224L127 222H125ZM231 224H233V225H231ZM3 226H4L3 229H1L2 233L13 232L12 234L15 235V238L20 239V240H19V243H17L16 245H14V244L11 245V244H7L5 242V240L0 236V249L4 248L2 251H0V260L1 261H7L9 263H13L17 260L25 259L28 262V264H30V263L34 264V263L41 262V261H46V262H48V264L51 263L52 256L49 254H46V253L40 254L37 252L35 247H32L31 245L26 243V240H25L26 236L19 229V227H10L8 225H3ZM141 228L142 227H138L139 230ZM143 229L144 230L147 229L146 232L148 233V235L150 234L151 235V236L149 235L150 237L153 236L152 238H154V236H155L156 239L161 238V236H163L165 234V231H166V228L162 225H157L154 227L152 226V227H148V228L143 227L141 230H143ZM81 230H78V231L80 232ZM51 231L47 232L46 234H42V233L39 235L36 234L37 237H35V238H37V239L47 238L48 240H53L51 242L53 243L54 247H56V249L65 248V247L70 248V249H74L77 246L81 245L84 241V239L82 237V236H84L83 235L84 233L82 234V236L80 235V233L79 234L75 233V234H72L69 236H65V237L62 236L60 238L56 237L55 239L54 238L51 239V236H53V234H52L53 232H51ZM134 232L136 233V231H131V232L128 231V234H123V236H120L117 234L116 237L120 241L122 239H125L127 236L132 237V238H133V236L137 237L138 232L136 233L137 235ZM211 232H210V235H213V232L212 233ZM91 233L93 235V232H90L89 237L92 236ZM201 234H203V233H200V236H201ZM249 234H253V236H255V237H253V240L250 239L251 241H253V242H251V245L252 246L254 245L255 247H256V245L254 242L255 241L257 242V237L260 238L261 236H264L262 234H256L252 231H251V233L250 232L246 233V235H248V236H249ZM217 236H219L218 238L220 240L218 239L219 241L217 240V241H215V243L213 241L212 242L214 243L216 248H220V247L222 248L221 243H223L226 240H221L222 236L220 234H217ZM251 236L252 235H250V237ZM93 237L88 238V240L89 241L92 240ZM113 237L116 240V237L114 235H113ZM195 237L196 238L198 237V239H199L200 238L199 233L197 236L194 235V238ZM201 238L203 239L204 237H201ZM2 240H4V241H2ZM115 240H112V241H115ZM116 243H118V242H116ZM181 243H183V244L185 243V244L189 245V244H191V241L187 240V239H183V240H181ZM224 243H223L224 246L227 245ZM249 244H250V242H249ZM257 244H258V242H257ZM209 245H210V243H209ZM214 245H210V246H214ZM100 246H102V245H100ZM119 250H118V252H117V250L113 251L110 254V256L109 255L106 256L107 257L106 259L104 258V259L96 260L95 263L96 264H104L106 262V263H110V264H122L123 262H127L129 264H134V263L136 264V262H138L140 260V259H137V257L135 259V253L132 252V250H129V251L123 250V249H119ZM149 253L151 255L152 252L149 251ZM152 255H153V253H152ZM157 255H159V254H157ZM152 258H154V257H152ZM157 258H160V256L155 257L156 260L155 259L154 260L157 261ZM193 262H194V264H199V261L197 262V260H195ZM193 262L190 260L189 264H193ZM173 263H175V262L173 261ZM177 264H181V261Z\"/></svg>", "mask_w": 264, "mask_h": 264}, {"label": "snow or ice", "instance_id": "6c2138e0", "mask_svg": "<svg viewBox=\"0 0 264 264\" xmlns=\"http://www.w3.org/2000/svg\"><path fill=\"white\" fill-rule=\"evenodd\" d=\"M17 6L10 4V3H4L0 5V8L3 9L4 13L7 15L9 14L13 9H15Z\"/></svg>", "mask_w": 264, "mask_h": 264}]
</instances>
